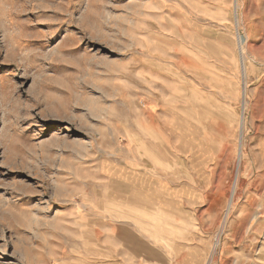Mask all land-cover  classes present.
Returning <instances> with one entry per match:
<instances>
[{
	"label": "rangeland",
	"instance_id": "rangeland-1",
	"mask_svg": "<svg viewBox=\"0 0 264 264\" xmlns=\"http://www.w3.org/2000/svg\"><path fill=\"white\" fill-rule=\"evenodd\" d=\"M0 264H264V0H0Z\"/></svg>",
	"mask_w": 264,
	"mask_h": 264
}]
</instances>
